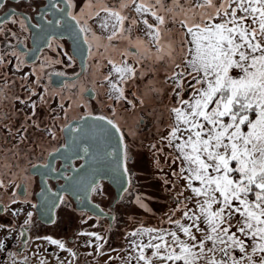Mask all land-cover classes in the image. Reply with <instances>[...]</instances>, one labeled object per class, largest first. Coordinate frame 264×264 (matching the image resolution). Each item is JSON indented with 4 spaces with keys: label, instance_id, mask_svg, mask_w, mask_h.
Here are the masks:
<instances>
[{
    "label": "snow or ice",
    "instance_id": "obj_1",
    "mask_svg": "<svg viewBox=\"0 0 264 264\" xmlns=\"http://www.w3.org/2000/svg\"><path fill=\"white\" fill-rule=\"evenodd\" d=\"M80 3L47 0L36 16L38 23L33 24L30 17L18 16L14 7L9 9L10 0H0V10H4L0 36L5 38L0 46V105L9 108L8 112H0L4 142L16 138L14 147L18 149L30 135V128L56 139L55 121L63 113L62 158L88 157L86 163L102 162L105 168H94V174L103 171L104 175L124 181L131 172L127 162L135 154L115 105L126 104L135 110L150 100L162 109L161 119L167 114L169 121L166 134L159 138V147L153 144L151 148L169 161L170 169L176 166L172 176L182 183L165 180L172 185L170 192L179 189L171 197L173 206L159 225L141 223L126 233V247H113L96 232L78 233L98 242L88 243L92 249L88 255L104 258L103 264H264V0ZM12 26L22 32L38 29L31 36L32 48L23 46L24 40ZM56 37L71 39L73 49L62 52L63 45L59 43L52 49L50 38ZM42 46L67 57L69 66L79 58L91 69L89 59L96 60L95 70L103 81L100 87L106 86L107 99L112 101L105 105L111 109V116L94 115L89 108L79 121L69 122L65 103L71 101L68 108L77 105L76 97L84 90L76 89L75 81L61 89L51 87L52 75L66 74L48 71L62 63L61 59L45 57L37 64ZM64 89L76 91L65 95ZM53 100L56 108L51 107ZM43 106L49 108L51 124L42 128ZM12 113L17 123L10 125ZM12 154L22 155L19 151ZM156 164L160 165L159 159ZM3 167L7 171L0 169V190L7 192L15 184L13 169L19 165ZM32 167L56 171L48 163ZM65 179V191L73 195L87 192L88 185L80 179ZM126 182L131 184V180ZM90 190L104 194L99 185ZM15 203L13 193L9 204ZM62 203L66 204L63 196H46L44 214H54ZM138 203L148 210L143 201ZM12 212L19 214L14 209ZM26 215L25 228L31 225L33 213ZM25 235V231L20 232L22 239ZM35 239L67 252L72 257L67 264H79L78 254L66 246L65 240L51 236ZM27 243L24 240L25 247ZM5 249L6 243L0 240V252ZM7 255L9 259L4 264H28L26 256L17 260L20 252L9 251ZM56 259L65 264L64 257L56 255ZM39 264L48 261L40 259Z\"/></svg>",
    "mask_w": 264,
    "mask_h": 264
},
{
    "label": "rangeland",
    "instance_id": "obj_2",
    "mask_svg": "<svg viewBox=\"0 0 264 264\" xmlns=\"http://www.w3.org/2000/svg\"><path fill=\"white\" fill-rule=\"evenodd\" d=\"M28 70L29 68H25V71ZM234 74L238 75L239 70H234ZM98 78L99 76L97 79ZM16 79L19 80V77L17 76ZM94 81V76L86 74L77 83L75 82L76 89L84 90L87 85L93 86ZM2 83L3 81H0V84ZM93 88L97 93L95 99L86 97L83 91L82 93H78L76 97L77 105L68 108L67 104L71 101L65 103L68 112V119L72 115L86 114L89 108L94 114L102 113L111 116V109L105 106L112 103V101H109L106 98V86L102 88L99 83H97ZM76 89H64V93L65 95H69L70 92L76 91ZM56 106L57 102L56 100H53L51 107L56 108ZM115 108L119 115V123L128 134V142L132 153L135 155L132 156V161L129 165V168L131 169V184H129L128 187L129 191L124 193L120 203L115 208L108 209L117 216V220L113 224L114 226L112 229H108V225L107 228L104 225L105 229L103 230L102 227L97 225L98 222H95L94 224V219L87 220V223H81L84 219H78V221H76L72 215L73 212H70L72 210L64 208H61L58 211L57 219L54 224L41 225L37 220L34 211L35 209L31 207V204L34 202V197L31 195L35 189L34 187H31V184L33 185L35 179L29 171L28 166L30 163L28 161L31 160L34 162L41 158L43 155L41 152L43 146L46 147L48 151L53 149L54 146L52 145L56 142V139L45 136L43 131L30 128V135L17 149L14 147L17 144V139L13 138L10 142L5 143L3 139L4 133L0 131V169L7 171V169L3 167L7 164L19 165V167L13 169V172L15 173V184L9 188L7 192L0 190V194L3 196V199L0 200V202H6L4 213L0 212V240L4 241L10 236H14L16 240L19 241L14 249L15 251H17V249L24 250L23 252L25 255H23V258L25 256L28 258V264H39L40 259H47L48 264H59L56 255L64 257L65 264L72 260V257L67 252L59 250L56 246L48 244L45 240L35 239L36 236H51L53 238L65 240L67 242L66 246L73 249L78 254L79 264H97V262L98 264H103L104 258L88 255V252L92 250L88 247V243L91 242L95 244L98 242H96L93 237L78 235V233L96 232L101 236H104L113 247H126L124 241L126 233L134 230L141 223L146 226L159 225L161 223V218H163L165 213L168 212L169 207L173 206L171 197L175 191H178L179 189L178 187L173 188L170 192L168 189L171 188L172 185L166 184L165 180L167 179L177 184L182 183L176 181V178L172 176V171L176 170V166L172 165V168L170 169L169 161L159 153L154 154V150L151 148V145L153 144H156L157 147H159V138L166 134V125L169 122L167 114L161 119L160 112L162 109L158 108L150 100L146 101L144 107L138 105L135 110H132L130 106L126 104H116ZM8 111V107L0 105V112ZM12 115L14 118L8 121L10 125L17 123L15 113H12ZM45 115L47 116V120L49 118L50 125L51 116L49 115V108L47 106H43L40 109V117L42 121L43 116ZM60 116L61 119L58 121L61 123L63 122V113H60ZM44 122L45 121H43V123ZM43 123L42 128L44 127ZM15 151L21 152L22 155L14 156L12 153ZM165 151L169 150L165 149ZM157 159L160 160L159 166L156 164ZM161 169H163V171H161ZM22 182L25 183L27 187L26 195H21L19 192L20 188L16 187V185H19ZM35 183H37L36 180ZM102 189H104V194L105 192L108 194V198L111 196L110 202L115 201L116 196L113 189H105L104 187ZM13 193L15 194L17 203L9 204ZM104 194L96 193L95 197L98 199ZM25 201H30L31 204L26 203ZM138 201H143L148 210L143 208L144 211H142L141 207H139ZM13 209L19 214L13 215ZM29 211L33 213L32 223L25 228L24 221L27 219L26 214ZM94 225H97V228H95ZM24 228L29 231L28 243L25 248L20 243V232ZM105 247H107V245ZM7 253L8 251L4 252L3 256H7ZM110 254L112 256L117 255L115 252H111ZM19 256L20 255L16 258H19ZM21 258H19V260H22Z\"/></svg>",
    "mask_w": 264,
    "mask_h": 264
},
{
    "label": "flooded vegetation",
    "instance_id": "obj_3",
    "mask_svg": "<svg viewBox=\"0 0 264 264\" xmlns=\"http://www.w3.org/2000/svg\"><path fill=\"white\" fill-rule=\"evenodd\" d=\"M76 2L80 3V0H76ZM46 5H47V0H29V2H27V3H25V0H20L19 4H16L15 0H10L9 9L14 7L16 9L18 16L19 15L28 16L31 18V23L35 24V23H38V21L36 20V16L39 14L41 9L45 8ZM80 6L83 7V4L80 3ZM3 15H4V10H0V17H3ZM89 23L91 24L92 21H89ZM7 27H8V25H5V28H7ZM12 29H13V31H16L18 33V35L21 37L22 40H24L23 46H26V48H28V49L33 47L31 36L35 31H38V29L29 30L27 32L20 31L18 26H12ZM4 39L5 38L3 36H0V46H2ZM50 39L52 40V49L56 48L57 43L63 45V48L61 50L62 52H70L73 49V41L67 37H64V38L56 37L55 39H53V38H50ZM10 42L15 43V41L11 40V39H10ZM42 47H43V52L40 54L41 55V61H37V64L42 62L45 57L58 58V59H61L63 61L62 63L56 64V65H54L48 69V71L50 73L55 72V71H63L66 74L64 77H58L55 75L51 76V87L53 89H61L64 84L71 85V83L73 81H75L77 83L86 74L91 75V76L100 75L95 70V65H96L95 59H91V58L89 59V63L92 65L91 69H89L87 65L83 64L79 58L72 61L71 65L69 66V61H68L67 57H65L63 55L57 56V53L52 51L51 49H49L47 46H42ZM97 59H99L98 56H97ZM30 64H31V61H29V65ZM103 71L106 72L107 69L105 68V69H103ZM90 72H91V74H90ZM63 78H65V79H63ZM45 82L47 83L48 81L46 80ZM95 84H97L96 80L94 81L93 86ZM93 86L87 85L86 88L84 89V94L86 95V97H89L90 99H95L97 96V93L95 92ZM93 97H95V98H93ZM87 114H88V112L86 114H82V115H72L68 120H69V122H77L80 120L81 116H84ZM92 114H94V113L92 112ZM101 114L95 113L94 115H101ZM102 115L110 116V115H106V114H102ZM43 121H45L44 122L45 124L43 123L44 126L49 125V118L47 120L46 115L43 116ZM55 126H56V142L52 145V146H54V148L51 149L50 151H48L47 148L43 146L42 150H41L43 155L41 156V158L35 160L34 162L31 161V163L28 166L29 171L31 172V174L33 175L34 179L37 182V183H35V180H34L33 185L31 184V187L35 188L32 192V195H31L34 197L33 204L38 203L37 196L41 192V186H40L39 176L37 174L32 173V169H34L32 167V164H37V165H43L45 163L53 164V168H55L56 171L51 172V174H52V176L56 175L55 176L56 178L53 179L52 177H47L46 181H47V184H48L50 190L52 192H56L57 188L61 187L64 184V178L71 176L72 170L79 168L83 163V159H74V160L70 161L69 159L66 160L64 158H56L51 163V156H53L57 152L56 151L57 148H60V149L63 148V145L65 143L64 134L62 132H60V127L63 126V122L60 123V121L57 120L55 122ZM36 148H37V146H36ZM50 153L52 155H50ZM131 161H132V159L127 162L128 167L131 164L130 163ZM128 180H131V174L128 176ZM19 185H20L19 188H21L23 186L24 189L26 190V191L24 190L25 193L21 194V195H26V192H27L26 184L22 182ZM97 185H99L100 188L104 187L105 189H107V188L113 189L115 192V196H116L115 201L110 202L111 196H109V198H108L107 197L108 194H106V192L103 196H101L98 199H96V197H95L96 193H93V192L91 193V197H90L91 202L94 203L95 205L99 206V208L101 209V211H100L101 215L93 214V213H91L90 210H88V208L84 207V205L82 203L83 199L81 197H79L76 200L73 197H71L70 195L64 193L62 196L64 197V200L67 202V204L62 203V204H60V206L58 208L55 209V218H54L55 222L57 219L58 211L61 208H64V209H71L72 211H70V212L76 213L77 217H79V219H81V220L82 219H84V220H90V219L93 220L94 219V224H95V222H98L97 225H99V227H102L103 230L105 229L104 225L106 228L108 225V229H112L114 226L113 224L117 220V216H116V214H113L112 211H109L108 209L109 208L113 209L120 203L125 191L123 192L122 196L118 199L115 189L108 182V180L101 179V180H99ZM127 187H129V184ZM57 193H59V191ZM5 203L6 202H3V203L0 202V205H3L5 208ZM34 209H35L34 211H35L36 216H37V220L41 225H52V224H54V223L45 224L42 221H40L38 218L37 212H36V208H34ZM141 209H142V211H144L143 208H141ZM89 217H91V218H89ZM113 217H114V219H113ZM97 220H100V221H97ZM81 223H83V222H81ZM97 225H96V227H97ZM22 231H25L26 235L23 239L20 238V243L25 248L24 240L28 241V237H29L28 232L29 231L25 228ZM10 237L14 238V244L12 246V249H10L13 251V250H15L14 248L17 246L19 241H17L14 236H10Z\"/></svg>",
    "mask_w": 264,
    "mask_h": 264
},
{
    "label": "water",
    "instance_id": "obj_4",
    "mask_svg": "<svg viewBox=\"0 0 264 264\" xmlns=\"http://www.w3.org/2000/svg\"><path fill=\"white\" fill-rule=\"evenodd\" d=\"M65 79V78H63ZM64 152V148H61L60 152H56L53 156H51V163L56 159V158H62V153ZM81 156H83V153H81ZM74 159H77L76 157H72L69 160L72 161ZM86 160H89L88 157H84L83 158V167H79L76 169H79V171H75L76 169H73L71 172V177L73 178H78L80 179L84 185H88V190L87 192L81 191L78 193V195H73V193L71 191H65L64 189L67 187V181L64 178V184L57 188L56 192H52L47 184V177H52L53 179H55V176H52L51 172H49L48 169L43 168V167H37L32 169V173L37 174L39 176L40 179V186H41V192L38 194L37 198H38V203L37 205L39 206L38 208H36V212L38 215V218L40 221H42L45 224H51L52 220H54L55 218V210H54V214L49 213L47 215L44 214V210H43V204H44V198L46 196H51L52 193H56L59 196H62L64 193L70 195L71 197H73L74 199H78V197H81L82 203L84 205V207L88 208V210L91 211V213L96 214V215H101L100 211L101 209L99 207H94L95 204L91 202V190L90 188L92 186H95L98 184L99 180L104 179V180H108V182L112 185V187L115 189L116 194H117V198L119 199L123 192H124V188L128 186V183L126 182L128 180V177L125 178L124 181L121 180H115L113 178H111L109 175H104L103 171L98 172V173H93V169H104L105 165L101 162V163H86ZM50 164V163H49ZM51 167H53V164H50ZM58 174V173H57ZM89 181H92L91 184H89ZM24 187L22 186L19 190L20 194H24ZM59 191V193H57ZM3 206V205H2ZM1 213L4 212V206L2 208V210H0Z\"/></svg>",
    "mask_w": 264,
    "mask_h": 264
},
{
    "label": "crops",
    "instance_id": "obj_5",
    "mask_svg": "<svg viewBox=\"0 0 264 264\" xmlns=\"http://www.w3.org/2000/svg\"><path fill=\"white\" fill-rule=\"evenodd\" d=\"M98 76H99V78L97 79ZM98 76H94V79L96 80V83H99V85H100L103 81H102L101 76H100V75H98ZM106 98H107V97H106ZM106 113H107V112H106ZM73 213H74V212H73ZM73 213H72V215L74 216V219H75L76 221H78L79 217H77L76 213H74V214H73ZM94 227L97 228L96 225H94ZM71 244H73V243H71ZM17 251L20 252V253H22V255H20L19 258L22 257L21 259L23 260V259H24V258H23V255H25L24 252H23L24 250H23V249H22V250H21V249H17ZM17 251H15V250L12 251V250H11V252H17ZM17 257H18V256H17ZM19 258H17V259L19 260ZM8 259H9V258H8V255L3 257V261H4V262L7 261ZM30 264H35V263H30Z\"/></svg>",
    "mask_w": 264,
    "mask_h": 264
},
{
    "label": "built area",
    "instance_id": "obj_6",
    "mask_svg": "<svg viewBox=\"0 0 264 264\" xmlns=\"http://www.w3.org/2000/svg\"><path fill=\"white\" fill-rule=\"evenodd\" d=\"M6 243V249L3 252H0V264H3L4 262L2 261V257L4 252L9 251L10 249H12V246L14 244V238L9 237L6 241H4ZM2 253V254H1Z\"/></svg>",
    "mask_w": 264,
    "mask_h": 264
}]
</instances>
